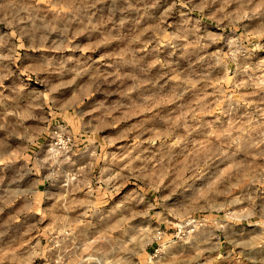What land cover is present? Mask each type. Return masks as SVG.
Listing matches in <instances>:
<instances>
[{"label": "rangeland", "instance_id": "374dc122", "mask_svg": "<svg viewBox=\"0 0 264 264\" xmlns=\"http://www.w3.org/2000/svg\"><path fill=\"white\" fill-rule=\"evenodd\" d=\"M0 264H264V0H0Z\"/></svg>", "mask_w": 264, "mask_h": 264}, {"label": "built area", "instance_id": "2783aa9c", "mask_svg": "<svg viewBox=\"0 0 264 264\" xmlns=\"http://www.w3.org/2000/svg\"><path fill=\"white\" fill-rule=\"evenodd\" d=\"M67 134L68 133L62 127H57L54 129V131L52 132V137L53 140H56V142H52L53 144L52 147L54 149L51 150L52 152H56L57 150L61 149L63 146H65L63 151L68 150V146L71 145V137ZM79 176H81L79 175V172L67 174V178H72L73 180Z\"/></svg>", "mask_w": 264, "mask_h": 264}, {"label": "bare ground", "instance_id": "6f19581e", "mask_svg": "<svg viewBox=\"0 0 264 264\" xmlns=\"http://www.w3.org/2000/svg\"><path fill=\"white\" fill-rule=\"evenodd\" d=\"M217 87V86H216ZM215 88V87H214ZM213 89V88H212ZM215 89H213V91H214ZM216 91V90H215Z\"/></svg>", "mask_w": 264, "mask_h": 264}]
</instances>
